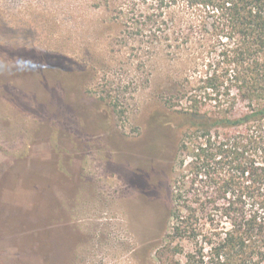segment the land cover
<instances>
[{
  "label": "rangeland",
  "instance_id": "obj_1",
  "mask_svg": "<svg viewBox=\"0 0 264 264\" xmlns=\"http://www.w3.org/2000/svg\"><path fill=\"white\" fill-rule=\"evenodd\" d=\"M111 1L0 0V264H167L188 77Z\"/></svg>",
  "mask_w": 264,
  "mask_h": 264
},
{
  "label": "trees",
  "instance_id": "obj_2",
  "mask_svg": "<svg viewBox=\"0 0 264 264\" xmlns=\"http://www.w3.org/2000/svg\"><path fill=\"white\" fill-rule=\"evenodd\" d=\"M109 5L137 54L153 60L166 50L188 77L179 96L165 98L184 121L172 156L168 240L156 257L264 264V0Z\"/></svg>",
  "mask_w": 264,
  "mask_h": 264
}]
</instances>
